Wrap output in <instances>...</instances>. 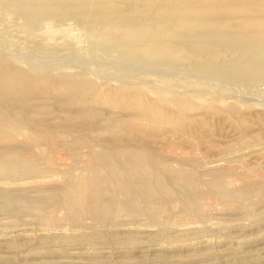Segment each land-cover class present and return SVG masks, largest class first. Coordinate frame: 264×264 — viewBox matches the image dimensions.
<instances>
[{
    "label": "rangeland",
    "instance_id": "1",
    "mask_svg": "<svg viewBox=\"0 0 264 264\" xmlns=\"http://www.w3.org/2000/svg\"><path fill=\"white\" fill-rule=\"evenodd\" d=\"M12 3L0 59L41 98L0 96L31 108L0 113V264H264V0ZM83 141L152 150L169 194L89 177Z\"/></svg>",
    "mask_w": 264,
    "mask_h": 264
},
{
    "label": "bare ground",
    "instance_id": "2",
    "mask_svg": "<svg viewBox=\"0 0 264 264\" xmlns=\"http://www.w3.org/2000/svg\"><path fill=\"white\" fill-rule=\"evenodd\" d=\"M13 3V6H15L17 9L22 10V9H27L29 8L27 5L25 4H16V0H11ZM28 5L31 7H36L35 5V0H26ZM212 57V55L205 57V58H209ZM65 76V75H64ZM67 76V75H66ZM73 77V75H70ZM69 78H72L70 77ZM76 77V76H75ZM73 78L72 80L77 81L78 78ZM78 77V76H77ZM30 80L26 79V78H18L15 79L14 77V72L11 69H8L7 67H5L3 65V60L0 59V96L3 97L5 95H11V96H15L17 99H19V97L23 96V95H33V98H41L38 97L35 90L32 89V87H29ZM32 93V94H31ZM64 94L62 93L60 90L56 92V94H54L53 97H62L61 95ZM57 95V96H56ZM15 104H20L19 101H16L13 105L9 106V107H3L4 109L2 110L0 108V113L4 114L5 117L9 118L10 115L13 116H20L22 117V119L24 118L25 115H28L29 112H31V108L28 107H20L18 109H16V112H12L10 111V108H14ZM17 117V118H20ZM13 118V117H12ZM10 117V120L12 119ZM26 118V116H25ZM28 120V118H27ZM12 121V120H11ZM15 121V120H14ZM21 121V120H20ZM23 121V120H22ZM31 121V120H30ZM33 121V120H32ZM27 123V121H26ZM30 124V123H28ZM44 125V124H43ZM29 130V129H28ZM67 137V136H66ZM45 140V139H44ZM75 141V140H74ZM79 141V140H78ZM85 141V140H84ZM83 144L82 142H78L75 143V146L77 145V147L82 146V148L87 149L85 151L86 156L89 157L90 159V163H89V171L90 173L88 174L89 177H94V175L97 173H110L114 176L113 179H115V186L117 187V189L120 191V193L125 195L126 197H131L132 194V190L128 189L127 185H129V183H127V179H133L134 181V185L137 186V189L140 193V196L144 199L147 200V198L150 197H154L155 195V189L156 188H164L163 192L165 194H169L170 191H167V187L166 184L160 185L158 183V181H154L151 182L148 180L147 177V173L149 169V164L151 161V157H152V150L146 149L145 153L143 155V157H141L142 153L138 154H134V152L132 151H136V150H141L144 149L143 146H141L140 144L137 143H133V142H129V143H124V142H117V144H113V145H108L105 146H99L97 149L94 148L96 145H91L88 144L87 142H84ZM96 141V140H95ZM41 145V144H40ZM79 145V146H78ZM86 145V146H85ZM85 146V147H84ZM96 146V147H97ZM62 147V146H61ZM79 149H81L80 147L77 149L76 152L79 151ZM99 149V150H98ZM112 151L115 153V155H112ZM144 151V150H143ZM80 152V151H79ZM131 152V153H128ZM141 152V151H140ZM75 154V152L73 153ZM128 154V155H126ZM157 157V156H156ZM19 160V159H18ZM159 160V159H158ZM20 161V160H19ZM157 162V161H156ZM159 162V161H158ZM18 163V162H17ZM128 166V167H127ZM11 167V166H10ZM19 167V166H18ZM153 167V166H152ZM0 168H2V170H5L7 168L6 166V162L4 160H2L0 158ZM20 168V167H19ZM166 168V167H165ZM168 169V168H167ZM1 170V169H0ZM17 171V170H16ZM15 171V172H16ZM166 171V170H165ZM170 171V170H169ZM168 171V172H169ZM2 172V171H0ZM14 172V173H15ZM167 173V172H166ZM3 175V174H2ZM161 175V174H160ZM176 175V174H175ZM181 175V174H180ZM173 176L175 177L174 179L178 180L179 183L181 184L182 188L184 189V191L186 192V198L188 199V201L190 202L189 197H193L191 195V193H195L193 188H190L188 186V182H186V180L184 179V177L182 176ZM164 176V175H163ZM8 177V176H7ZM79 177V176H78ZM108 177V176H107ZM127 178V179H126ZM96 179V178H95ZM76 180V179H75ZM94 179H90L88 180L89 183H93ZM100 180V179H99ZM162 180V178H161ZM160 180V181H161ZM102 181V179H101ZM164 181V180H163ZM104 182V181H103ZM107 182V181H106ZM165 183V182H164ZM177 183V182H176ZM77 187L74 186H68L69 187V191L70 194L72 195V197L74 198V201L76 203H78L81 207H85L86 203H85V193H86V187L84 185H82L81 182H76L75 183ZM111 184V183H109ZM74 185V184H73ZM175 185V184H173ZM111 186H113L111 184ZM169 186V185H168ZM81 187V188H80ZM89 187V186H88ZM100 187V186H99ZM63 188V187H62ZM190 189V190H188ZM92 191V190H91ZM137 191V192H138ZM162 192V194H163ZM104 193V192H103ZM172 193V192H171ZM183 193V192H182ZM64 194V193H63ZM67 194V193H66ZM68 195V194H67ZM133 195V194H132ZM138 195V194H137ZM184 195V194H183ZM222 195H225L222 194ZM220 195V196H222ZM46 196V195H45ZM62 196V195H61ZM49 197V196H48ZM44 198V197H43ZM60 198V197H59ZM72 198V199H73ZM129 200V199H128ZM63 202V201H62ZM70 202V201H69ZM65 203V202H64ZM67 203V202H66ZM188 203V202H185ZM102 207V205L99 203L98 200H95V202L93 203V206H86V207ZM150 206V204H149ZM63 207V206H62ZM67 207V206H66ZM74 208V207H73ZM89 208V209H90ZM150 208V207H149ZM154 208V207H153ZM156 208V207H155ZM154 208V209H155ZM88 209V208H87ZM79 210V209H78ZM85 210V209H84ZM81 211V210H80ZM152 211V210H151ZM150 211V212H151ZM68 213V212H67ZM152 214V213H151ZM242 256V255H241ZM238 257V256H236ZM233 258V257H232ZM240 258V257H239ZM206 263V262H205ZM241 263V262H240ZM209 264V263H208ZM211 264V263H210Z\"/></svg>",
    "mask_w": 264,
    "mask_h": 264
}]
</instances>
